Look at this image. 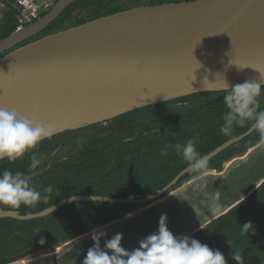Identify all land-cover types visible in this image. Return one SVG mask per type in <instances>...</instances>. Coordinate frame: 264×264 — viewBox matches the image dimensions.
<instances>
[{"label": "trees", "instance_id": "obj_1", "mask_svg": "<svg viewBox=\"0 0 264 264\" xmlns=\"http://www.w3.org/2000/svg\"><path fill=\"white\" fill-rule=\"evenodd\" d=\"M0 23V41L15 33L19 27V12L11 0ZM196 0H176L193 2ZM170 3L156 1L152 5ZM126 3L115 0H76L38 35L27 39L31 43L90 21L124 10ZM75 12H84L73 17ZM228 91L192 94L154 106L143 107L117 116L109 121L77 130L65 131L45 139L34 150L41 156L50 153L60 137L92 131L89 140L75 153L67 154L48 168L35 174L29 170V153L23 160L9 162L0 160V172L5 169L19 171L38 189L53 185L49 200L35 208L15 210L21 215L35 214L71 197H95L124 200L128 197H145L162 190L189 165L173 148L161 156L167 145L183 144L192 138L202 156L214 152L231 139L244 135L251 127H234L231 137L220 133L223 116L228 111L223 97ZM260 110H264V88L259 97ZM259 134L254 130L248 137L229 146L208 160V170L221 172V166L257 146ZM200 174L188 172L169 191L157 199L142 205L118 204L101 201H74L39 219L19 221L0 218V260L12 257L33 247L39 242V250L51 251L56 245L73 240L83 234L105 227L169 195L184 183ZM242 206V207H241ZM1 210H10L0 207ZM251 221L253 233L241 235V226ZM189 237L199 240L213 250H220L227 264H236L232 249H240L245 264H264V180L243 200L209 221ZM227 242H230L231 247ZM232 248V249H231ZM34 253V254H36ZM32 254V255H34ZM31 256V255H30Z\"/></svg>", "mask_w": 264, "mask_h": 264}, {"label": "water", "instance_id": "obj_2", "mask_svg": "<svg viewBox=\"0 0 264 264\" xmlns=\"http://www.w3.org/2000/svg\"><path fill=\"white\" fill-rule=\"evenodd\" d=\"M74 1L58 0L41 19L20 28L30 27V31L17 37H12L13 33L1 40L0 54L41 33ZM115 1L131 3L140 0ZM201 1L124 10L50 34L13 50L0 58V107L3 95L16 85H25L33 74L55 76L65 70L83 73L90 83L111 80L120 96L144 99L139 107L113 118L192 94L228 91L246 81L261 82L264 86L259 79L264 74V51L241 60H233L229 54V40L249 22L263 0H235L225 13L218 15L204 30L198 31L187 25L185 16L194 4ZM65 131L71 130L57 129L53 136ZM253 131L250 128L244 135L229 140L205 157L207 160L213 158ZM223 167L224 164L221 169ZM188 172H191L189 167L150 196L124 200L71 197L31 215L0 209V218L19 221L39 219L74 201L142 205L169 191ZM38 250L39 242L26 251L0 260V264H13Z\"/></svg>", "mask_w": 264, "mask_h": 264}, {"label": "clouds", "instance_id": "obj_3", "mask_svg": "<svg viewBox=\"0 0 264 264\" xmlns=\"http://www.w3.org/2000/svg\"><path fill=\"white\" fill-rule=\"evenodd\" d=\"M259 79L264 82V74ZM262 88L261 82L246 81L228 89L223 97L228 111L219 129L221 134L231 137L234 127L243 128L247 124L264 143V110H260L259 102ZM56 132L52 124L29 119L15 109L0 107V160H23L31 152L29 170L35 174L42 161L36 157L34 150ZM168 148H173L192 172L203 174L208 170V160L197 151L194 139L189 138L183 144L167 145L160 155L167 156ZM52 192L53 185L38 189L19 171L13 173L5 169L0 172V207L13 211L21 206L35 208L41 202L46 203ZM53 207L49 209L50 212ZM253 232L251 221L241 226V235ZM106 235L102 229L93 230V245L88 248L82 264H227L220 250H213L187 235H174L168 228L166 214H161L158 229L140 240L138 247L131 251L122 246V233L115 234L111 239H105ZM101 240H104L103 248ZM39 242L43 245L45 240L41 238ZM227 243L231 247L230 242ZM232 259L236 264H245V256L240 249H232Z\"/></svg>", "mask_w": 264, "mask_h": 264}, {"label": "bare ground", "instance_id": "obj_4", "mask_svg": "<svg viewBox=\"0 0 264 264\" xmlns=\"http://www.w3.org/2000/svg\"><path fill=\"white\" fill-rule=\"evenodd\" d=\"M234 2L203 0L193 5L185 21L190 27L202 31ZM31 29H19L12 37ZM263 51L264 0L249 22L229 40V54L233 60L257 56ZM2 101L1 107L15 109L29 119L34 118L64 130H77L82 126L109 120L144 103L142 98L120 96L111 80L87 82L84 74L77 70H65L55 76L35 73L25 85H16L8 90Z\"/></svg>", "mask_w": 264, "mask_h": 264}, {"label": "crops", "instance_id": "obj_5", "mask_svg": "<svg viewBox=\"0 0 264 264\" xmlns=\"http://www.w3.org/2000/svg\"><path fill=\"white\" fill-rule=\"evenodd\" d=\"M263 180L264 143L261 142L243 157L224 163L221 172L207 170L171 194L139 209L141 213L134 212L113 222L116 229L107 238L122 233V246L131 251L158 229L161 214L167 215L168 228L174 235L189 236L247 197ZM45 259L35 264H51L49 257Z\"/></svg>", "mask_w": 264, "mask_h": 264}, {"label": "rangeland", "instance_id": "obj_6", "mask_svg": "<svg viewBox=\"0 0 264 264\" xmlns=\"http://www.w3.org/2000/svg\"><path fill=\"white\" fill-rule=\"evenodd\" d=\"M156 1H160V0H140V1H135L131 3H126L125 9H133L137 7L151 6ZM162 1H170V3L177 4L175 2L176 0H162ZM7 3L8 1H5V2L0 1V23L2 22L3 16L5 15ZM179 3H183V2H179ZM83 13L84 12H75L73 14V17L74 18L77 17L76 19H78L79 16ZM23 45H26V44L24 43L18 44L15 47L3 52L2 54H0V58L4 57L5 55L12 52L13 50L20 48ZM83 127L84 126H82L81 128ZM92 133H93L92 131H88L85 133L67 134V135H64L63 137H60L57 142V146L50 153H46L40 157L42 163L40 164L39 168L41 170L48 168L54 162L63 160L67 154H72L80 150L82 146L89 140L90 135ZM236 158H240V157H236ZM237 163H240V162H237ZM200 175L196 176L195 178L199 177ZM143 208L144 207L140 209H143ZM138 210L136 211V213H141L142 210H139V211ZM99 229H102L107 233L105 239H111V237L107 238V236L110 235V232L112 230L116 229V224L112 223V224H109V226L107 225ZM92 232L93 231L83 234L73 240L56 245L53 249H51V251L38 252L34 255L28 256L25 259H22L13 264H35V261H44V260L46 261L45 259L46 257L50 258L49 261H51L50 262L51 264H68V263L69 264H82L88 248L93 245V241L91 239ZM103 245H104V240H101L102 248H103Z\"/></svg>", "mask_w": 264, "mask_h": 264}, {"label": "built area", "instance_id": "obj_7", "mask_svg": "<svg viewBox=\"0 0 264 264\" xmlns=\"http://www.w3.org/2000/svg\"><path fill=\"white\" fill-rule=\"evenodd\" d=\"M18 10L19 27L31 25L47 14L58 0H11Z\"/></svg>", "mask_w": 264, "mask_h": 264}, {"label": "flooded vegetation", "instance_id": "obj_8", "mask_svg": "<svg viewBox=\"0 0 264 264\" xmlns=\"http://www.w3.org/2000/svg\"><path fill=\"white\" fill-rule=\"evenodd\" d=\"M103 122V121H102ZM100 123V122H99Z\"/></svg>", "mask_w": 264, "mask_h": 264}]
</instances>
